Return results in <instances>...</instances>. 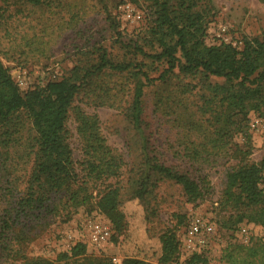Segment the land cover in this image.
I'll return each mask as SVG.
<instances>
[{
    "label": "rangeland",
    "instance_id": "1",
    "mask_svg": "<svg viewBox=\"0 0 264 264\" xmlns=\"http://www.w3.org/2000/svg\"><path fill=\"white\" fill-rule=\"evenodd\" d=\"M41 1L0 0V60L14 80L26 82L22 91L41 85L48 69L59 68L57 79H61L74 67L96 65L102 50L113 63L141 66L152 81L147 83L134 69L105 68L89 79L73 102V107L98 115L107 144L123 161L119 175L108 180L119 188V207L127 223L117 242L110 240L103 247L90 243L89 220H110L93 205L71 206L62 192L53 193L34 212L14 210L29 183L35 132L30 119L21 113L18 131L9 140L5 133L0 136V141L4 139L0 143V264H24V256L57 261L78 242L86 244L88 254L120 260L136 256L151 264H164L159 262L161 235L171 229L181 243L194 215L204 216L215 226L207 246L196 253L205 260L196 264H229L224 255L230 243L264 240L261 224L245 221L230 229L223 226L234 213L223 204V192L227 171L241 159L236 147L247 153L249 162L259 163L264 157V110H250L242 122L219 99H209L213 95L210 85L223 84L222 78L175 69L166 80H160L166 63L153 57L161 47L148 29L153 15L143 0ZM123 1L136 2L143 12L141 20L128 29H122L116 17V6ZM212 9L204 37L209 46L227 41L240 48L244 39L260 37L264 31L262 0H213ZM137 79L146 85L141 132L127 113ZM190 119L196 121L192 126ZM76 127L71 111L68 140L74 160L80 162L82 144ZM222 128L224 135L218 132ZM155 161L196 179L202 196L189 201L182 185L150 167ZM145 178L147 187L139 199L136 191ZM9 215L12 228L4 235L2 222ZM243 226L248 230L247 242L241 236ZM191 257L179 251L171 264H190Z\"/></svg>",
    "mask_w": 264,
    "mask_h": 264
},
{
    "label": "trees",
    "instance_id": "2",
    "mask_svg": "<svg viewBox=\"0 0 264 264\" xmlns=\"http://www.w3.org/2000/svg\"><path fill=\"white\" fill-rule=\"evenodd\" d=\"M7 1L19 0H5ZM29 1L33 4L42 2ZM143 1L148 4L153 15L148 29L150 34L156 36L161 47V51L153 54V57L166 63L160 80H166L175 69L222 78L223 84L210 85L213 95L209 99H219L222 105L227 106L231 115L237 116L242 122L250 110H264V31L260 37L244 39L240 48L223 41L209 46L204 37L206 24L212 15L213 0ZM144 15L146 16L145 13ZM134 48L136 49V45ZM105 68L119 72L134 69L136 75L144 76L147 83L152 81L141 66L130 62L113 63L106 51L102 50L96 65L85 69L74 67L69 76L22 91L8 67L0 60V136L3 137L5 133L9 140L11 134L18 131L21 113H25L30 119L35 132L34 143H31L34 159L29 183L14 210L34 212L50 201L53 193L62 192L73 207L93 205L103 212L112 225L111 240L117 242L126 230L127 223L119 207V188L108 183V180L119 175L123 161L107 144L98 115L88 114L78 106L73 107L75 98L89 79ZM145 86L143 81L137 79L127 111L139 132L143 130ZM71 111L74 112L76 130L82 144L80 162L74 160L68 140L67 120ZM190 122H193L192 126L196 121L190 119ZM218 132L224 135L223 128ZM2 142L4 139L0 141ZM236 150L241 154V159L227 171L223 192V204L231 206L234 213L231 212L223 226L230 229L245 221L264 226V157L259 163H253L249 162L245 151L239 147ZM150 167L182 185L189 201H196L202 196L200 183L187 173L178 172L156 161ZM147 181V178L141 181L136 191L137 198L143 199ZM96 190L97 197L94 199L93 193ZM6 212L10 213L11 210L8 208ZM10 220L9 215L2 222L4 235L7 228H12ZM160 240L159 262L173 263L180 251L179 239L173 230L168 229L163 232ZM224 257L229 264H264V240L254 238L247 244L230 243L225 249ZM203 258L200 254H193L189 263L196 264L204 261ZM61 261H71L72 264H115L112 257L88 254L87 246L82 242L62 252L57 261L24 256V264H60ZM121 264L151 263L145 258L130 256L122 259Z\"/></svg>",
    "mask_w": 264,
    "mask_h": 264
},
{
    "label": "built area",
    "instance_id": "3",
    "mask_svg": "<svg viewBox=\"0 0 264 264\" xmlns=\"http://www.w3.org/2000/svg\"><path fill=\"white\" fill-rule=\"evenodd\" d=\"M143 12L132 1H123L116 6V17L119 21L122 29H128L129 27L137 24L142 18ZM223 30H225L223 28ZM228 43L227 41H224ZM232 44V43H230ZM234 46H238L232 44ZM59 68L48 69L45 73V78L41 85H45L47 82L57 80L60 76ZM17 85L22 88L26 85V82L19 78L15 79ZM215 226L212 221L205 219L202 215H194L189 220L188 228L180 243V251L186 255H193L201 252L209 243V239L214 233ZM113 234L112 225L108 221L104 220H89L88 222V240L96 247H103L107 245L111 240ZM241 236L245 238L244 242L248 240V230L245 226L241 228ZM115 264H121L120 259L113 257Z\"/></svg>",
    "mask_w": 264,
    "mask_h": 264
}]
</instances>
